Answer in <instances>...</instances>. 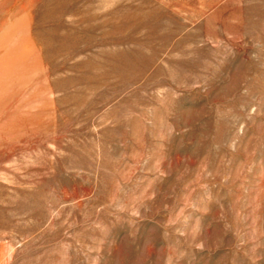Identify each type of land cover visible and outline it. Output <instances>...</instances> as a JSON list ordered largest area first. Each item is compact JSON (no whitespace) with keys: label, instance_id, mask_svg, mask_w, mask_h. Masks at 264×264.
<instances>
[{"label":"rangeland","instance_id":"rangeland-1","mask_svg":"<svg viewBox=\"0 0 264 264\" xmlns=\"http://www.w3.org/2000/svg\"><path fill=\"white\" fill-rule=\"evenodd\" d=\"M0 264H264V0H0Z\"/></svg>","mask_w":264,"mask_h":264},{"label":"bare ground","instance_id":"bare-ground-1","mask_svg":"<svg viewBox=\"0 0 264 264\" xmlns=\"http://www.w3.org/2000/svg\"><path fill=\"white\" fill-rule=\"evenodd\" d=\"M21 60H22V59H21ZM21 60H20V61H21ZM12 61H13V60H12ZM16 61H17V60H16ZM18 62H19V61H18Z\"/></svg>","mask_w":264,"mask_h":264}]
</instances>
